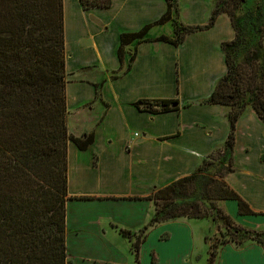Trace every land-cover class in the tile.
<instances>
[{
  "label": "crops",
  "instance_id": "crops-1",
  "mask_svg": "<svg viewBox=\"0 0 264 264\" xmlns=\"http://www.w3.org/2000/svg\"><path fill=\"white\" fill-rule=\"evenodd\" d=\"M215 1L176 0L178 12L170 22L205 25ZM166 10L164 0H111L109 8L89 10L78 0H62L66 129L74 139L93 137L84 151L67 144L68 261L76 255L83 264H108L116 252L110 240L133 252L131 239L120 231L133 237L148 227L154 207L146 198L192 174L227 138L228 108L201 103L226 73L220 45L235 37L227 15L212 28L187 35L179 47L156 41L169 38L171 24L151 28L144 41L123 48L129 71H119L120 35L138 32ZM141 100L177 101L178 110L152 114L135 107ZM232 159L234 171L225 183L254 213L264 214V125L250 110L236 122ZM219 205L240 227L264 234V215L239 216L232 201ZM187 221L147 228L142 245L151 236L156 240L150 243L149 264H160L154 253L158 243L185 234L191 225L203 238L207 225ZM219 254L220 264H264V247L256 243L226 244ZM202 258L194 256L206 264Z\"/></svg>",
  "mask_w": 264,
  "mask_h": 264
},
{
  "label": "trees",
  "instance_id": "trees-1",
  "mask_svg": "<svg viewBox=\"0 0 264 264\" xmlns=\"http://www.w3.org/2000/svg\"><path fill=\"white\" fill-rule=\"evenodd\" d=\"M164 1L167 10L158 21L138 32L120 35L117 54L122 74L129 71V65H123V48L141 43L151 28L171 20L176 0ZM78 2L82 10L111 5V0ZM241 2L216 0L205 25L174 22L171 39H156L179 47L187 35L212 28L221 15L230 18L235 32L232 41L220 45L226 73L201 102L228 108L227 138L206 159L222 151L230 157L229 164L214 165L203 159L189 176L153 190L146 198L154 207L148 227L181 218L213 221L211 211L215 207L207 202L232 201L239 216L264 215L254 213L224 181L234 171L232 152L238 119L250 110L264 125V29L240 39L233 11ZM239 48L244 52L238 60ZM64 66L62 0H0V264H71L65 239L67 144L72 142L84 151L93 137L79 140L67 134ZM135 107L152 114L166 113L177 111L178 102L141 100ZM220 220L228 229L241 232L231 240L236 246H243L246 240L264 247V234L235 226L226 214ZM120 234L132 238L129 232ZM144 240L145 235L142 240H133L136 263ZM220 247H207V264L215 263Z\"/></svg>",
  "mask_w": 264,
  "mask_h": 264
},
{
  "label": "rangeland",
  "instance_id": "rangeland-1",
  "mask_svg": "<svg viewBox=\"0 0 264 264\" xmlns=\"http://www.w3.org/2000/svg\"><path fill=\"white\" fill-rule=\"evenodd\" d=\"M239 5L240 6L238 7V9L233 11V17H234V22L237 25L238 31L241 34L240 39L246 40L247 36L255 33L258 30V28L264 29V0H243V2H241ZM173 6L176 7V11L178 12V5L176 1L173 3ZM176 11H172V14L176 15ZM174 22L176 24L179 23L176 18L172 24L170 21L166 22L171 24L170 30L168 32V37H169L168 39L172 38V33L174 30ZM263 49H264V36H263ZM238 50H240V52L237 55V58L239 60L242 59V55L244 51L241 48H239ZM214 156L215 157L209 160L205 158V160L209 161L210 164H214V165L221 163L227 166L229 164L230 157L228 155H223L222 151L220 153L215 154ZM216 157L219 159V161L215 159ZM207 204H211L210 206L215 207L214 210L211 211V215L214 216L215 220L212 221L211 219H205V220L195 221L201 223L203 222L207 225V230L204 232L203 238H201V233L199 231V228H195L194 225H191V227H189L188 229V232H186L185 234L184 232L181 233L182 235L175 233L169 239V241L158 243V247L154 251V253L156 254L160 264H199V262H196V260L194 259V256L197 255H201L203 257L202 258L203 262L201 263L206 262L207 264V259H208L207 251L212 244H219L220 247V245L223 243V245L231 244L234 245V247L236 248L238 247L231 240L238 238L241 232H239L238 234L235 233V229L234 230L228 229L226 227V223L223 220L222 221L220 220V217L223 214L228 215L227 212H225L220 207L219 203L212 204L211 202H207ZM151 212L153 216L154 214L153 210H151ZM178 220H184L186 222H190L187 221V219H183V218ZM233 223L235 226L240 227L234 221ZM241 228L243 230H248L243 227ZM146 230H144V232L141 234L140 232L134 234V236L131 238L132 241L131 243L133 244L134 243L133 240L137 239V237H139V239L142 240ZM256 233L262 234L259 232ZM162 237H163L162 239L166 238V234ZM150 238L151 239H149V241H147L141 247L138 257V263H136L135 261L134 251L132 252V250H130L129 248L118 246L116 241L110 240L109 243L111 244V250H112V246H114L116 252L112 255V261H110V263L108 264H149L150 253H151L150 243L152 244L154 243V241H156L152 236ZM243 238L245 239L246 237L243 236ZM244 241L242 245H245L246 243H250V242L255 243L252 241H246L244 243ZM223 245H221L220 249L223 247ZM79 260H83V259H78L76 255H73V260L69 259V261H71L72 264H83L82 261ZM219 261H220L219 256H217L214 264H220Z\"/></svg>",
  "mask_w": 264,
  "mask_h": 264
}]
</instances>
